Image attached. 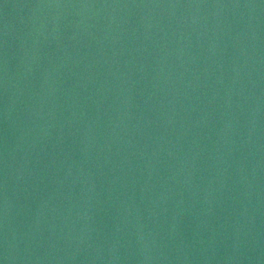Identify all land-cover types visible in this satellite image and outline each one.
<instances>
[{"label":"water","instance_id":"95a60500","mask_svg":"<svg viewBox=\"0 0 264 264\" xmlns=\"http://www.w3.org/2000/svg\"><path fill=\"white\" fill-rule=\"evenodd\" d=\"M0 264H264V0H0Z\"/></svg>","mask_w":264,"mask_h":264}]
</instances>
